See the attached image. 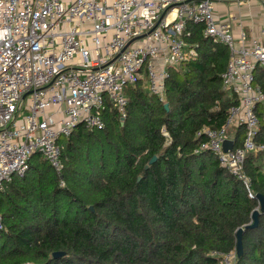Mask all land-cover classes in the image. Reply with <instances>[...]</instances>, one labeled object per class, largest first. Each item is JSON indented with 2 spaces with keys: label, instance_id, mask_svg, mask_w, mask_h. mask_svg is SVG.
Returning a JSON list of instances; mask_svg holds the SVG:
<instances>
[{
  "label": "trees",
  "instance_id": "1",
  "mask_svg": "<svg viewBox=\"0 0 264 264\" xmlns=\"http://www.w3.org/2000/svg\"><path fill=\"white\" fill-rule=\"evenodd\" d=\"M184 38L197 56L168 70L165 102L141 80L128 85L124 118L107 105L103 128L79 124L61 140V174L35 153L0 191V264H219L213 253L235 250L257 200L212 154L196 152L197 133L222 128L237 104L220 79L229 52L198 24L187 23ZM257 116L255 142L264 144V112ZM243 134L239 127L236 144ZM261 162V152L248 153L244 170L264 196ZM242 249L235 264H264L263 216Z\"/></svg>",
  "mask_w": 264,
  "mask_h": 264
},
{
  "label": "built area",
  "instance_id": "2",
  "mask_svg": "<svg viewBox=\"0 0 264 264\" xmlns=\"http://www.w3.org/2000/svg\"><path fill=\"white\" fill-rule=\"evenodd\" d=\"M217 1L0 0V191L26 173L35 153L61 174V140L79 124L103 128L107 105L124 118L128 85L144 81L147 92L165 102L168 70L197 56L184 38L190 22L228 49L220 79L237 99L222 128L197 133L203 139L196 152L212 154L256 199L244 162L248 153L261 152L264 176V144L255 142L256 109L264 112L255 70L264 68V41L251 40L247 47L243 33L236 40L234 17L217 21L213 16ZM239 127L244 129L241 142L224 152V140ZM213 254L219 264L237 259L235 250Z\"/></svg>",
  "mask_w": 264,
  "mask_h": 264
},
{
  "label": "crops",
  "instance_id": "3",
  "mask_svg": "<svg viewBox=\"0 0 264 264\" xmlns=\"http://www.w3.org/2000/svg\"><path fill=\"white\" fill-rule=\"evenodd\" d=\"M228 15L234 17L231 23L232 33L236 40L240 39V34L243 33L247 47L250 46L251 40L264 41V0H218L213 9L215 20L226 21L229 19ZM256 112H263V110L257 108ZM235 134L236 130H233L229 137L232 135L231 140H234L236 144Z\"/></svg>",
  "mask_w": 264,
  "mask_h": 264
},
{
  "label": "water",
  "instance_id": "4",
  "mask_svg": "<svg viewBox=\"0 0 264 264\" xmlns=\"http://www.w3.org/2000/svg\"><path fill=\"white\" fill-rule=\"evenodd\" d=\"M165 108H167V105H164ZM234 145V140L231 139H226L223 142L222 148L224 152H228L231 150L232 146ZM155 160V157H153L151 159V162H153ZM255 198L258 202V209H254L251 213V220L250 222L245 225L244 227H241L239 229H237L236 233H235V238H236V245H235V254H236V258L239 259L242 256V234L244 233L245 230L247 229H253L256 228L259 222V217L262 216L263 214V210H264V196L260 193H257L255 195ZM61 255L60 252H56L53 253L52 256L53 257H59Z\"/></svg>",
  "mask_w": 264,
  "mask_h": 264
},
{
  "label": "rangeland",
  "instance_id": "5",
  "mask_svg": "<svg viewBox=\"0 0 264 264\" xmlns=\"http://www.w3.org/2000/svg\"><path fill=\"white\" fill-rule=\"evenodd\" d=\"M141 82H142V86H144V85H143L144 81H141Z\"/></svg>",
  "mask_w": 264,
  "mask_h": 264
}]
</instances>
